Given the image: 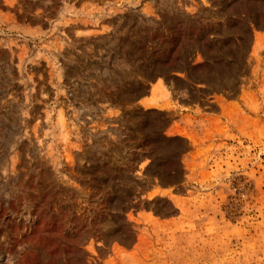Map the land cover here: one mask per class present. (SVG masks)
<instances>
[{"label": "rangeland", "instance_id": "rangeland-1", "mask_svg": "<svg viewBox=\"0 0 264 264\" xmlns=\"http://www.w3.org/2000/svg\"><path fill=\"white\" fill-rule=\"evenodd\" d=\"M0 264H264V0H0Z\"/></svg>", "mask_w": 264, "mask_h": 264}, {"label": "crops", "instance_id": "crops-1", "mask_svg": "<svg viewBox=\"0 0 264 264\" xmlns=\"http://www.w3.org/2000/svg\"><path fill=\"white\" fill-rule=\"evenodd\" d=\"M183 101H184L185 103H191V102H192L191 99H184ZM180 113H181L180 115H184L186 112L181 111Z\"/></svg>", "mask_w": 264, "mask_h": 264}]
</instances>
